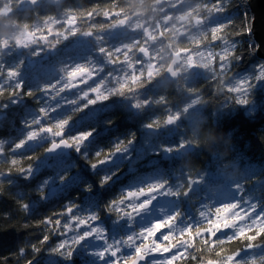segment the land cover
Masks as SVG:
<instances>
[{"label": "rangeland", "instance_id": "374dc122", "mask_svg": "<svg viewBox=\"0 0 264 264\" xmlns=\"http://www.w3.org/2000/svg\"><path fill=\"white\" fill-rule=\"evenodd\" d=\"M39 1L16 2L23 8L33 7ZM0 2V21H3L0 27L6 26L14 34L11 38L0 37V86L22 91L27 84L42 92L38 99L40 109L30 110L24 116L20 134L0 142V160L9 151L60 142L59 131L66 133L77 154H88L94 146L95 134L83 128V123L97 119L108 106L110 97L129 89H133L131 101L135 110L140 108L141 111L140 105L146 108L144 105L149 101L139 93L137 85L153 78L160 79L161 83L169 81V74L164 70L169 68L174 54L181 50V43L195 47L189 49L175 69L177 78L190 81L219 74L241 102L248 100L252 74L229 73L236 43L229 39L219 40L216 35L227 22L224 0L216 3L165 0L164 4H157L155 14L150 17L139 13L118 14L111 28L98 34H81L76 17L64 14L39 23L33 29H21L2 19L11 15L13 0ZM207 36L212 40L205 44L203 40H207ZM62 41L70 43L66 49L58 51ZM56 49L58 54L53 58ZM78 65L86 66L89 72L69 77L68 73ZM77 83L81 87L71 91L70 86ZM188 105L192 107L185 113ZM200 111L198 97H191L182 108L167 111L165 126L153 131L142 144L116 143L113 152L95 167L107 168L125 162L128 170L137 171L140 167L157 164L160 159L182 154L190 148L180 135L183 122H191ZM48 130L53 132L48 133ZM70 152L53 161L45 158L23 176L34 177L45 166L55 164L59 170L57 176L46 179L38 187L47 190L45 197L67 192L73 182L63 178L61 168L64 170L72 164ZM234 168L237 171L231 168L198 176L194 181L197 187L208 182H221V185L206 189L203 200L185 213L180 212L182 205L178 195L183 187L181 177L171 181L158 173L138 175L125 186L124 199L112 208L109 227L97 217L92 206L68 204L75 208V213L68 214L57 261L66 264L78 256L80 259L93 258L98 264H130L127 261L130 257L143 253L148 256L145 264H174L186 255L189 240H192L189 232L199 223L206 225L211 235L221 232L228 237L264 226V209L243 185L246 170L238 165ZM2 180L0 174V182ZM164 221L169 222L154 232L149 231ZM261 254L264 255V251ZM246 260L259 264L264 258L259 260L258 251H254L246 256H231L223 264H243Z\"/></svg>", "mask_w": 264, "mask_h": 264}, {"label": "trees", "instance_id": "16d2710c", "mask_svg": "<svg viewBox=\"0 0 264 264\" xmlns=\"http://www.w3.org/2000/svg\"><path fill=\"white\" fill-rule=\"evenodd\" d=\"M16 1L12 2L11 15L1 17L4 23L30 30L62 14L73 15L81 34L107 31L117 15L122 13H139L150 17L155 14L159 4V0H147V9L138 10L143 8L138 0H40L33 7L21 8ZM210 1L216 3L223 0ZM223 4L227 22L216 35L219 40L229 39L236 43L229 73L252 74L248 100L241 102L226 87L225 79L219 74L190 81L176 76L171 78L170 75L166 83H161L158 78L142 81L137 87L149 104L144 105L146 108L140 105L141 111L140 108L136 111L131 101L133 89L113 95L97 119L83 123V128L95 134L94 146L88 154H77L66 133L57 132V136L63 134V138L73 146L69 161L72 164L64 170L61 168L63 178L73 183L67 192L50 197H45L47 190H40L38 186L46 179L57 176L59 170L55 164L45 166L34 177L23 175L45 158L53 161L60 156L48 153L55 141L28 146L15 153L9 151L0 160V174L3 175L0 182V264L63 263L57 261L59 256L56 254L66 234L68 214L75 213V208L67 205L92 206L97 217L109 227L113 206L124 199L123 189L138 175L158 173L171 181L181 177L183 187L179 189L178 195L182 205L180 212L185 213L203 200L206 189L221 185V182H208L197 187L194 181L198 176L231 168L237 171L234 167L238 165L246 170L245 189L255 195L260 208L264 209V60L256 55L257 45L251 34L253 15L248 0H224ZM1 5L0 2V11ZM208 36L205 37L207 40H203L205 44L212 40ZM69 43L62 41L58 51L66 49ZM179 46L180 51L195 47L189 43ZM164 72L168 74V68ZM31 86L25 84L22 91L0 86V114L3 115L0 118V142L17 137L24 116L30 110L40 109L38 99L42 92ZM194 96L198 97L201 107L196 117L206 118L204 129L215 137L207 141V146L191 143L190 133L195 119L191 122L184 120L180 135L188 141L190 148L182 154L160 159L157 164L140 167L137 171L128 170L125 162L107 168L95 167L113 152L116 143L121 142L124 146L136 142L142 144L153 131L165 126L167 111L182 108ZM51 132L53 130H48V133ZM207 228L199 223L190 230L192 240H189L187 253L174 264H223L231 256H246L254 251H258L259 260L264 258L261 254L264 251V226L249 228L233 237L221 232L211 235ZM138 254L143 253L134 254L127 261L131 264ZM72 258L66 264L70 261L73 264L99 263L93 258ZM243 264H251V261L246 260ZM259 264H264V260H260Z\"/></svg>", "mask_w": 264, "mask_h": 264}, {"label": "water", "instance_id": "95a60500", "mask_svg": "<svg viewBox=\"0 0 264 264\" xmlns=\"http://www.w3.org/2000/svg\"><path fill=\"white\" fill-rule=\"evenodd\" d=\"M165 0H159V4H164ZM248 5L250 11L253 15L251 34L257 45L256 55L259 59L264 60V0H248ZM190 50L180 51L174 54L172 62L168 68V74L171 78L175 76V69L181 65L182 57L187 55ZM81 87V84H72L70 90L74 91ZM63 134H59L58 138L61 139L60 142L53 143L49 149L48 153L50 155H61L70 152L73 146L63 138ZM147 261V256L144 254H138L136 258L131 262V264H143ZM67 264H73L72 261ZM208 264H219L218 262H209Z\"/></svg>", "mask_w": 264, "mask_h": 264}, {"label": "clouds", "instance_id": "9594fccd", "mask_svg": "<svg viewBox=\"0 0 264 264\" xmlns=\"http://www.w3.org/2000/svg\"><path fill=\"white\" fill-rule=\"evenodd\" d=\"M138 4L143 6L142 9L138 10H146L147 9V0H138ZM14 34L10 32V30L4 26L0 27V37H8L11 38ZM195 103V102H193ZM192 105H188L185 107L184 112L187 113L189 108ZM206 123V118L196 117L194 121V126L190 133L191 143L200 146L202 143L207 146V141L209 139H215L214 134L204 129V124ZM22 143V141H21ZM19 146V145H17Z\"/></svg>", "mask_w": 264, "mask_h": 264}, {"label": "snow or ice", "instance_id": "6c2138e0", "mask_svg": "<svg viewBox=\"0 0 264 264\" xmlns=\"http://www.w3.org/2000/svg\"><path fill=\"white\" fill-rule=\"evenodd\" d=\"M89 72V68H87L84 65H78L77 67L73 68L69 73V77H77L81 74L87 73ZM12 74H15L14 70H12ZM34 135V134H33ZM23 143V141H22ZM169 221H164V222H158L155 226L154 229H150V232H154L156 229H159L163 226V224L168 223ZM61 247H63V245H61ZM58 250V249H57ZM139 251V250H138ZM69 255H71V253H69Z\"/></svg>", "mask_w": 264, "mask_h": 264}]
</instances>
